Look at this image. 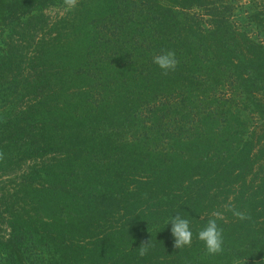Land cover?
Returning <instances> with one entry per match:
<instances>
[{
    "label": "trees",
    "instance_id": "trees-1",
    "mask_svg": "<svg viewBox=\"0 0 264 264\" xmlns=\"http://www.w3.org/2000/svg\"><path fill=\"white\" fill-rule=\"evenodd\" d=\"M239 1L79 0V16L70 25V17L51 23L45 13L66 9L64 0H0V107L28 103L23 116L0 120V152L51 135L61 151L82 153L81 163L90 167L85 172H94L99 184L21 186L13 192L0 184V264H264L262 230L239 231L245 225L232 215V230L218 221L222 254L208 255L197 238L213 212L205 205L219 207L223 196H232L246 213L254 202L264 210V6L246 13L244 25L237 21ZM158 51L175 52V72L165 76L153 63ZM149 79L174 87H164L142 106L136 93L126 96L127 85ZM87 80L91 89L102 86L78 102L77 90L67 88ZM149 83H140L147 93ZM242 97L247 110L263 117L261 123L243 119L247 110L237 101ZM30 111L60 119L37 123L24 116ZM180 111L184 120L167 124L165 112ZM222 146L231 153L223 156ZM245 161L251 183L230 184ZM46 171L56 173L52 166ZM120 174L132 185H102L118 182ZM157 184L197 185L179 198ZM120 205L128 216L116 219L112 213ZM177 212L189 221L194 217L191 247H174L172 224L166 222ZM142 243H150L144 257Z\"/></svg>",
    "mask_w": 264,
    "mask_h": 264
},
{
    "label": "rangeland",
    "instance_id": "rangeland-1",
    "mask_svg": "<svg viewBox=\"0 0 264 264\" xmlns=\"http://www.w3.org/2000/svg\"><path fill=\"white\" fill-rule=\"evenodd\" d=\"M261 6H264V0H241L237 3V9L238 11H242L239 12V15L241 18L242 16L243 19L241 20V18L238 21L239 24H245V19H246V13L252 14L253 10H258L261 8ZM4 11V9H3ZM46 15L49 16V20L51 21V23L53 21H57L60 18L61 19H65V18H69V23L70 25H72V16L78 15V11L77 10H72L69 11L67 9H59L56 7H51L50 9H48L46 12ZM74 26H77V24H75ZM242 26V25H240ZM130 28H134L131 27V25L129 26ZM251 27V26H250ZM54 32V31H53ZM128 34H131L130 30H127ZM77 33V31L75 32ZM78 34V33H77ZM79 36V35H78ZM115 38V37H114ZM264 37H262L263 39ZM158 53L160 54L161 51H158ZM126 70H129L126 68ZM127 72V71H124ZM138 73H140V71H135L133 72L132 75L136 76ZM133 81H137L135 79H133ZM153 81L154 84L151 82ZM144 82H150V90L151 93H147L144 91V89L146 88L147 85H143L140 83H144ZM144 82H140L138 87H135V85H132V87H128L129 85H127L126 82L123 81V84L121 82V85L125 84V90L126 93L128 95L126 96H131L132 93H136V96L139 95V98L141 99L139 102V105L142 106V103H148L150 104L151 101L153 99V96L156 93H160V91H164L163 88L164 87H168L170 86V90L173 89V83H163L162 82H157L154 80H146ZM91 83L92 81L87 80L86 82H81L78 83L77 85H74L73 87L67 88L68 89V93H71V91H75L77 90L76 94H80L79 96V101H85L87 97H89L86 93L91 92V90L93 89H97L98 87L101 88L102 84L100 86H98L97 88H92L91 89ZM141 86V89H140ZM61 87H64L63 84H61ZM102 97H104V94H100ZM190 98V94H187L184 98V104H186L190 109L193 106V102L188 101V99ZM105 99V98H104ZM97 100L95 102L100 103V104H104L103 100ZM159 100V97H158ZM161 100V99H160ZM237 101H241L242 103L244 102L243 97L241 99H237ZM3 100L0 99V106L3 105ZM195 102V101H194ZM192 106H191V105ZM26 105V106H25ZM22 104L19 106V108L14 109L13 106H7V107H0V120L4 117L6 118L8 116V118L10 119V121H13L14 115L18 114L23 116L22 110L23 108H26L28 103L26 102V104ZM241 108L247 110V104L243 103V104H239ZM6 106V105H5ZM237 106V105H236ZM182 107V106H181ZM250 109H252V107H250ZM167 110V109H166ZM173 112V111H172ZM168 113L166 115L167 112H165L164 117L166 118V120H168L169 123L167 124H174V123H178L179 121L184 120L182 118L181 112L178 114H174V113ZM253 110H247L244 111V115H243V119L250 121V123L252 125L255 124H259L261 123L263 120L260 118V115L258 114H253L252 113ZM26 115L27 118L32 117L34 119L37 120V123H39V121L43 120L46 123H52V122H59V117H57V115H54L53 113L51 114H47L46 116H42V114H37L35 113V111H30L27 112L26 114H24V116ZM81 114L78 115V117H80ZM67 119H71V121H73L72 117L68 116L66 117ZM196 118V116H195ZM77 119V118H76ZM121 119V118H120ZM29 120H31L29 118ZM148 120V119H147ZM262 120V121H260ZM149 121V120H148ZM62 122V121H60ZM74 123V122H73ZM72 123V124H73ZM55 124V123H54ZM72 124L70 125V127L72 126ZM149 124H152V121H149ZM67 128V127H66ZM50 134V133H48ZM40 135V134H39ZM59 135V134H58ZM41 136V135H40ZM51 135L47 136L46 139H44V137H38V138H32V139H28L27 142H21L17 147H13V148H6L7 150L3 151L4 154V166H3V181L0 182V184H3L4 186H6L7 190L10 192H13V189H19L21 191L22 187L25 190V188H28V186H31V188H35V190L40 189L43 185L46 186V188L48 189H53L55 184H69V186L71 184H73L74 182L77 181V184L83 185V186H94V185H99V184H95L94 183V172L88 171L87 173L85 171H87L90 167L87 165L86 161H84V164H82V159L84 158V156L82 155L81 152L77 153L75 156V150H72L71 152H64L61 151L59 149V146L56 145V142L52 140V138H50ZM59 136L66 137V134L62 133ZM27 137V136H24ZM31 137V136H28ZM58 138V137H55ZM129 138L128 133L127 135H124V139ZM54 143V144H53ZM52 144V145H51ZM220 150H225V153H223L222 155L224 156L227 153H231L229 152L228 149H226V147L222 146V148ZM254 153H258V151L254 150ZM64 158L66 159L65 161ZM88 160V159H87ZM247 162L245 161V168H242L243 172H241L240 170V176L238 173H236L237 175L234 177H229L228 180L230 181V184L235 185V186H239L240 184H250L251 183V176L248 174L251 171H249V169H251L249 167L248 164H246ZM53 167V169L56 171L55 174L52 175V173L50 174H46V170H49L50 167ZM258 167H254V172H258L257 171ZM101 170H99L98 172H100ZM117 172H119L118 170H116ZM233 171V170H232ZM97 172V174H98ZM184 175L190 176L191 172H187V171H182ZM182 172H180L178 175H180ZM77 173H80L81 176H77ZM122 173V172H120ZM170 173V172H169ZM172 173V172H171ZM75 175L78 178H75ZM83 175V176H82ZM101 177V173L98 174ZM114 175V174H113ZM258 175V173H257ZM58 177H62L61 181H59ZM123 175L120 174L119 175V181L117 182V180L115 181L114 178H112L113 182H110V184H102L104 185L107 189L110 190H119L120 187H124V186H129L132 184H124L123 181H121ZM180 178V177H179ZM103 179V177H102ZM100 180V179H98ZM167 180L170 183H173L172 178H170L168 176ZM181 180V178H180ZM188 180V179H183ZM191 182V181H190ZM258 184H259V175H258V180H257ZM101 185V184H100ZM148 185V184H147ZM197 184H157L158 187L161 188H165V190L167 189L168 192H172L175 193L177 196H180L179 198H183L185 197L189 192L192 191V189H194V187ZM216 185H220L221 184H216ZM22 186V187H21ZM145 186V185H144ZM165 192V193H168ZM130 199V198H129ZM232 196H230V199H226L221 198L220 202H221V206L219 205V207H216V203H212V204H207L205 205V210L207 211H221L224 212V220L225 223H221L220 225H222L223 227L229 228L232 230L233 226L231 223V220L229 218L231 214V212H226L224 210V206L226 204L229 203V201H231L232 203ZM208 201V200H207ZM206 201V203H207ZM241 204V202H240ZM233 205L235 206V203H233ZM239 205V202H238ZM216 207V208H215ZM243 207V206H242ZM246 209L248 208V213L251 215L252 219L250 221H241V225H245V229L243 227H241L239 229V231H243V230H249L251 233H258V230H262L260 233L258 234H264V217H262L261 215L263 214V211H260V203L254 202L252 205H248L245 206ZM264 207V206H263ZM122 205L116 207L114 210L115 212L112 213V215L115 216L116 219H123L124 217L126 218L127 212H122L121 211ZM244 209V208H243ZM189 210V209H188ZM185 212V211H184ZM185 214V213H184ZM186 216V214H185ZM233 216V215H232ZM97 217H101V215H97ZM191 218L190 220V225L193 224V218L194 217H189ZM260 218L262 220H260ZM198 223V220H197ZM235 229V228H234ZM238 231V232H239ZM134 235L132 233H130L128 236ZM133 237V236H132ZM135 237V236H134ZM205 246V245H203ZM202 246V247H203ZM201 247V248H202ZM203 249H205V247H203Z\"/></svg>",
    "mask_w": 264,
    "mask_h": 264
},
{
    "label": "clouds",
    "instance_id": "clouds-1",
    "mask_svg": "<svg viewBox=\"0 0 264 264\" xmlns=\"http://www.w3.org/2000/svg\"><path fill=\"white\" fill-rule=\"evenodd\" d=\"M79 0H64V5L67 10H75L78 6ZM153 63L159 66L162 74L167 76L170 72H175L179 65V60L174 51H164L159 55L153 57ZM4 159L3 152H0V161ZM226 212L231 214L240 221H250L252 219L249 213L237 209L231 201L224 206ZM224 219V212L213 211L208 218L206 226L201 229L197 238L205 245L206 253L208 255H219L224 251V230L218 224V221ZM171 221V232L174 236V247L183 249L184 247H191L193 240V233L190 227V221L183 218L179 212L175 216H171L166 222V225ZM150 243H142L139 247V255L144 257L148 254ZM237 264H240L237 261ZM246 264V262H245Z\"/></svg>",
    "mask_w": 264,
    "mask_h": 264
}]
</instances>
